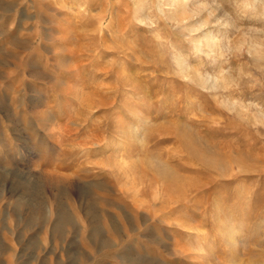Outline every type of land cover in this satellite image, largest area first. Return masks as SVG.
I'll return each mask as SVG.
<instances>
[{
  "label": "rangeland",
  "instance_id": "rangeland-1",
  "mask_svg": "<svg viewBox=\"0 0 264 264\" xmlns=\"http://www.w3.org/2000/svg\"><path fill=\"white\" fill-rule=\"evenodd\" d=\"M169 3L0 0V264H264V0Z\"/></svg>",
  "mask_w": 264,
  "mask_h": 264
},
{
  "label": "bare ground",
  "instance_id": "bare-ground-1",
  "mask_svg": "<svg viewBox=\"0 0 264 264\" xmlns=\"http://www.w3.org/2000/svg\"><path fill=\"white\" fill-rule=\"evenodd\" d=\"M170 6L171 7H173V10H175V13H177V14H179V10H180V8H182V7H184V5H185V0H170ZM173 12V11H172ZM181 12V11H180ZM175 15V14H174ZM184 18H186V17H184ZM192 27V26H191ZM208 42V41H207ZM210 42V41H209ZM208 44V43H207ZM197 45V50H201V46L203 45V42L201 41V40H198V43L196 44ZM210 45V44H209ZM163 164V163H162ZM161 167H163V166H161ZM164 167H165V165H164ZM165 171H166V173L165 174H167V175H169V176H171V177H175L174 176V173L175 172H173V171H171V169H170V167L168 166H166L165 167Z\"/></svg>",
  "mask_w": 264,
  "mask_h": 264
}]
</instances>
